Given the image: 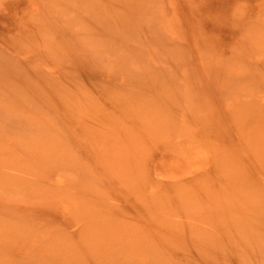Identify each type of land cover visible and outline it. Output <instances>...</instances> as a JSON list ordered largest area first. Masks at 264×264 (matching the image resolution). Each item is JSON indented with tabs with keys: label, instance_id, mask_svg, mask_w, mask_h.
<instances>
[{
	"label": "rangeland",
	"instance_id": "1",
	"mask_svg": "<svg viewBox=\"0 0 264 264\" xmlns=\"http://www.w3.org/2000/svg\"><path fill=\"white\" fill-rule=\"evenodd\" d=\"M0 81V264H264V0H0Z\"/></svg>",
	"mask_w": 264,
	"mask_h": 264
},
{
	"label": "bare ground",
	"instance_id": "2",
	"mask_svg": "<svg viewBox=\"0 0 264 264\" xmlns=\"http://www.w3.org/2000/svg\"><path fill=\"white\" fill-rule=\"evenodd\" d=\"M148 30V29H147ZM1 82V81H0ZM2 82H3V79H2ZM17 96V95H16ZM16 98V97H15ZM17 100V99H16ZM16 100H15V102H16ZM2 107V106H1ZM18 110V109H17ZM15 111V110H14ZM30 111V110H29ZM22 113H23V111H22ZM33 114V113H32ZM20 115V114H19ZM43 115V114H42ZM15 116V115H14ZM9 117V116H8ZM28 117V116H27ZM29 118V117H28ZM33 118V117H32ZM36 121V120H35ZM42 121H44V120H42ZM29 123H31V122H29ZM33 123V122H32ZM32 125V124H31ZM36 127V126H35ZM39 127V126H38ZM40 128H42L41 126H40ZM32 129V128H31ZM36 130V129H35ZM41 131V130H40ZM40 134V133H39ZM46 134V133H45ZM48 135V134H47ZM46 135V136H47ZM42 136V135H41ZM50 139V138H49ZM57 141H58V139H57ZM59 142H60V140H59ZM58 143V142H57ZM38 144V143H37ZM56 144V143H55ZM53 148H54V146H53ZM67 150V149H66ZM55 155V154H54ZM56 159V158H55ZM58 159V158H57Z\"/></svg>",
	"mask_w": 264,
	"mask_h": 264
}]
</instances>
